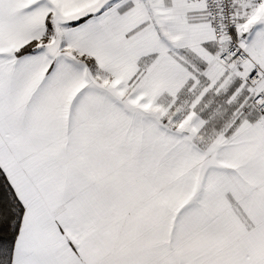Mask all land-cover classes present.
Listing matches in <instances>:
<instances>
[{
    "label": "snow or ice",
    "instance_id": "6c2138e0",
    "mask_svg": "<svg viewBox=\"0 0 264 264\" xmlns=\"http://www.w3.org/2000/svg\"><path fill=\"white\" fill-rule=\"evenodd\" d=\"M0 264H264V0H0Z\"/></svg>",
    "mask_w": 264,
    "mask_h": 264
}]
</instances>
